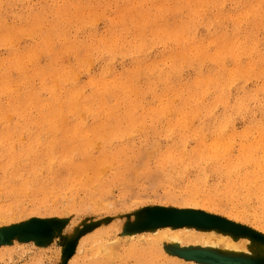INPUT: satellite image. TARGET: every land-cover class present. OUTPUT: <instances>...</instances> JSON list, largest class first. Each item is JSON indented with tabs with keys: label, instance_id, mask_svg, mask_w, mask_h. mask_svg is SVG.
Instances as JSON below:
<instances>
[{
	"label": "rangeland",
	"instance_id": "1",
	"mask_svg": "<svg viewBox=\"0 0 264 264\" xmlns=\"http://www.w3.org/2000/svg\"><path fill=\"white\" fill-rule=\"evenodd\" d=\"M71 1L65 0L64 2V0H52L53 3H51V0H0V20L2 22H0V42L3 41L1 42L2 44L0 43V60L3 59L2 62L0 61V69L3 71L0 70V72H4V70H6L8 66L7 70L10 72V76L12 78H17L20 76L19 74H22V70L25 69V72H27V76L32 77V82L30 81V83L33 87L35 86L34 88L38 89L37 95L39 93L38 97L41 101V104L39 103L37 105V109H35L34 107L31 108L30 106L27 107L28 105L25 103L22 105V103L20 102L18 103H20L21 106L17 107V102L11 101L9 92H0V104H3L4 102L6 103L3 104V107H1L2 104L0 105V128L4 125H8V127L10 125L11 127H18L20 123H22L23 120H27V117L29 116L30 120H32V122H34L37 126L39 113L42 112L41 109L43 108V106H45V104L47 105L49 103L46 101H52L50 100L52 98V92L54 93L56 91V95H60V93L61 95H63V93H65L60 92L58 90V87H56L57 85L55 86V84L51 86V89H46V87H43V80H41L40 75L41 72H43V70L47 68H66L65 70H68L67 68L69 67L70 69L71 67L73 71H76H74L76 73L75 78L77 82L75 84L79 86L85 85L83 86V91L86 90V92H88L87 90H91L89 82L93 79H100V76L104 71L106 72L104 74L107 75V78H109L111 83H114V78H119L122 75L124 76L122 79H125L127 83L115 89L119 90H117L116 95H110L108 97V104L106 103V106L110 107L111 102V104L116 103V108L119 109L118 111L121 113L126 112L130 100L137 101V103L141 101L144 103H142V105L146 106L147 102L145 103V101L149 102L151 100V92L149 93V91H147L146 89V82L149 80L145 77L143 78L142 76L141 78H139V74H135L138 77V80L135 78L133 82H129L128 79H131L130 77L127 78V73H129L128 69L132 66L133 58L136 56L139 60L141 59L145 62H150L153 61L154 58H157L159 62L158 64H160L159 69L161 70V72H164V70L166 71L168 69L167 66H169L172 61L176 59L174 55H176V53H178L180 49L185 50L186 47H188L187 53L184 51V53H181L183 55L186 53V57H184L185 59L188 58L190 53L192 56L196 54L195 47L188 43L187 37L189 36L188 34H185L187 31L183 28L185 25L189 24V22L191 23L192 21L202 19L203 15L200 12L203 9L207 10V14L210 17H216V19L214 18L215 21L221 19L220 15H218L217 17V14H219V9L217 6H214L212 4V0H201L203 1V4L202 2H200L198 8L197 5H195V8H193L194 10H189L188 5L190 3H185L186 1L188 2V0H136V2L135 0H107L108 2L106 0H90L91 3L89 0H73V4H71ZM228 1L226 2V11L227 13H232L234 11V4H232L231 0L229 2ZM244 1L249 6L257 4L256 0ZM150 2L152 3L150 4ZM177 2L179 3L177 4ZM207 2L209 3L207 4ZM70 4L74 7H72ZM56 5H59V7H57ZM105 5L108 6L106 7ZM159 5H161V7H158ZM24 6H26V8ZM92 6L95 8H93ZM119 6H122V9ZM176 7L178 9L177 11ZM64 8L66 10H64ZM98 8H101V11ZM118 8L119 10H121L119 11V13ZM166 9H169L170 11H167ZM200 9L201 11H199ZM75 10L77 11L75 12ZM104 10L106 12H104ZM122 10L123 13H121ZM135 10L139 11L136 12ZM195 10L199 11L198 14L197 11L195 12ZM12 11L15 13L12 14ZM160 11L161 13H159ZM45 12L47 13L44 14ZM126 12L127 16L125 15ZM132 12L136 13L134 14ZM190 12L192 13L190 14ZM187 14L193 18H190ZM19 15L21 17H19ZM38 15L40 18L38 17ZM59 15L61 16L60 19ZM80 15L83 16L81 17ZM71 16L72 20L70 19ZM166 16L168 19L166 18ZM110 18L113 19L111 20ZM131 18H133L134 20ZM108 19H110L111 21ZM142 19L144 20V22H142ZM179 19L183 22H181ZM40 20L41 22L37 23V21L39 22ZM163 20H166V22ZM50 21H54V23H56L53 24V22ZM162 22L163 24H161ZM28 23L30 24L28 25ZM110 23L113 25H110ZM197 23L198 22H196L195 24ZM227 23L229 27L230 22L227 21ZM137 24H139L138 28L140 29L136 28L138 26ZM23 26H26L27 28H24ZM122 26L124 28H122ZM140 26H142L143 28ZM245 26L246 23H242V27ZM47 27H51L50 30H47ZM205 27L206 26L203 23L198 24L197 30L194 35L195 38L198 37L196 38V40L198 39L199 41H197L198 43H200L198 48L203 44L202 46L207 53V58L205 59L203 64L198 66V68H200L199 71H202V74L206 75V72L209 73L210 70L211 72H214L215 70L214 73L216 74L219 71V66H217V64L216 66H214V62L211 60L212 54L218 50V47L212 40L215 34L207 33L208 29L207 27ZM216 27H218V23ZM92 28L94 29V31ZM158 28L160 32H158ZM160 28L161 30H163L161 31ZM141 29L143 32L141 31ZM110 30L112 31L110 32ZM2 31L3 33L5 32L3 35ZM113 31L115 32L113 33ZM124 31L128 35L125 34ZM52 32L55 36H53ZM74 32L76 33L73 34ZM254 32L255 34H253ZM135 33L136 35H134ZM253 33L244 32V34L241 33V35L235 34L236 36H234V34L226 35L228 38H230V40L233 41L230 42L231 44L229 43L227 45V49L225 50V53L227 55V60L224 61L226 68L231 67L236 69V67L242 66L247 62L257 60L259 55L264 56V29L258 28L253 31ZM44 34L47 35L44 36ZM249 34H251V36ZM132 35H134V37H132ZM177 35H179V37ZM253 35L257 37H252ZM40 36H44V38L41 39ZM56 36H58L59 39ZM84 36L87 38H84ZM153 36L155 38H153ZM168 36L169 38H167ZM162 37L164 39H162ZM54 38L57 39L54 40ZM146 39L149 40L146 41ZM157 39L158 41L160 40V43L157 41ZM140 40L142 41L140 42ZM163 40L166 43L165 45ZM253 40H255L256 44L253 42ZM37 41H39L38 44ZM43 41L45 43L48 42L49 44H44V46L42 45L44 43ZM68 42L69 44L71 43V45H69ZM250 42H252V44ZM108 43L112 44L110 45ZM176 43L179 44L176 45ZM98 44L100 45L98 46ZM254 44L255 46H253ZM63 45L65 46V48L62 49L61 47H64ZM67 45L69 46V48L67 47ZM93 46L95 47L93 48ZM222 46L224 48V45ZM243 46H250L249 50L251 52L244 53ZM140 47H142L144 51H140L138 49ZM177 47L180 48L178 49ZM12 48L14 51L12 50ZM43 48L46 49L44 50ZM69 49H71L72 52ZM97 49L100 52H98ZM123 49H129V52H131L135 56L132 57L127 53L125 55L119 52ZM37 50H40L39 53ZM62 50H64V52L66 53H64ZM126 50L125 52H127ZM229 50L231 51V54ZM77 51L80 52V55H83L84 57L86 55L88 56L85 57L84 61L82 60V63L86 62L85 65H82L83 67L79 65V62L77 60ZM208 53L210 54L208 55ZM3 54L6 55L4 56ZM22 54V57H26V59H23L21 57ZM63 54L65 55L64 57ZM89 54H92V56ZM15 55H18V58ZM50 55L52 58L50 57ZM106 55L107 57L105 58ZM119 55L121 56L119 57ZM159 57H161V59ZM169 57H171L172 59ZM121 58L123 61H121ZM15 59H17V61L19 60V62L16 63L17 61ZM61 59L62 61L65 60L66 63L68 62L67 65L65 61L62 63ZM196 59L197 56L195 57V60ZM209 59L211 62L209 61ZM21 60L23 61L21 62ZM56 60L58 63H56ZM67 60L71 62L69 63V61ZM46 61L49 65H45L47 64ZM87 61L90 64H88ZM184 61L185 60L182 59V73H180L181 77L179 75L178 79L186 82L190 78H195L196 69L194 68V64L190 65V67ZM162 62L163 64H161ZM32 63L34 65H32ZM55 63L57 64V67ZM18 64L19 66H21L18 67ZM31 66L33 69H31ZM87 66L90 68H86ZM17 67L19 70L17 69ZM34 68L39 70L37 71ZM115 73L118 74V76H114ZM193 73L195 74V76H193ZM145 74L146 71L144 70L142 75L145 76ZM76 75L78 77H76ZM241 75L243 74L239 73L235 75L236 77L233 82V87L230 91V94H228L226 98L225 105H223L224 103H220L217 107L218 112L220 110H227L229 112L234 109V112H232V114H234L232 123L238 133H241L242 130L244 131V129L247 128L246 126H248L254 119H256L257 121L260 120V123L262 124L264 123V112H260L259 108H257V105L255 104L257 102H260L263 98V93L258 90V86L264 79V66L261 68L258 75L250 76L248 77V79L240 78L239 76ZM85 76H88L87 81ZM38 77L40 78V80ZM48 80L50 81L51 79L48 78ZM135 82H137L139 86L138 90H128L129 87H127V84L131 85V88H134ZM80 83L82 85H80ZM241 84L243 85L241 86ZM155 85V91H157V93L162 96L161 98H159L160 101H163V97L165 98V96L161 89V84L158 85L156 83ZM159 86L160 89L158 88ZM54 88L55 90L52 91V89ZM19 89V92H24L23 87H19ZM123 89L124 91H122ZM45 91L48 93H46ZM237 95L238 97H236ZM169 96L171 97V94ZM3 97L4 99H2ZM239 97L240 99H238ZM173 98L174 97H171L172 100ZM237 99L239 101L242 100L247 104V106L249 107V111L247 108L248 112L246 111L245 113L241 114L239 111L235 110V102H239L237 101ZM10 103L12 105H10ZM173 103V108L176 112V110L178 109L177 104H179V100L177 97L175 98ZM25 106L27 107L26 109L24 108ZM50 107L53 108V106ZM52 108L50 110H52ZM29 109L31 113H29ZM217 111L215 112L217 113ZM12 112L15 115L11 114ZM25 112L27 113L26 115H24ZM8 113L11 115L10 117L8 116ZM6 116L10 118V120H8ZM171 117L173 116H166L162 114L160 116L161 122L155 127L162 128L164 124L168 125V121L171 120ZM93 121L94 120L92 118L89 119V123H93ZM151 122L152 121L150 120V118L146 119V123H144L143 126L144 128L142 127V129H139L140 131L138 130L131 137V139L133 140H131L130 143H82V145L81 143H79L80 146L78 145V143H70L69 145L67 143H27L28 134L26 131H23L19 136L16 134H10L9 137L11 136L13 138L8 137V139L2 142L1 139L2 136H4V133L0 131V264H169L176 259H183L187 264H220V260H222L223 262L228 258L242 260L243 262L241 264H264V229L260 227L262 226L261 223L264 224V143H193V140H191L189 143H168L167 139H165L163 136L161 137V135L159 136V134L152 133L153 128L151 127ZM41 128L44 129V127ZM148 129H150V131ZM46 134L47 132H45V135ZM142 135L144 136L142 137ZM209 135L210 133H208V135L206 134V137L208 138ZM155 137L158 138L159 143H143L145 142L144 139L147 138L152 140L156 139ZM48 144L50 145L49 149L52 150L48 149ZM55 144L56 147L53 146ZM51 145L53 147H51ZM57 147L59 148L57 149ZM25 151H27V153ZM95 160L96 162H94ZM48 161L50 166H48ZM77 164L78 166H76ZM83 164H85V166L89 164L87 165V167H91L89 169L86 167L85 169ZM80 170L82 171L79 172ZM194 189L196 190V192L201 194V197L196 195V200L194 199L191 204L187 205L185 203L184 195L190 193V191H195ZM206 194L209 195L211 199H205L206 201L202 200V202L201 199H204V197L202 196ZM156 208L178 211L192 210L217 217L223 220L224 223H227L224 224L227 228L217 225L207 226L213 227L214 229L223 232L227 231V233L230 235V239L227 238V240L231 243V247H233V244H235L237 248L233 250L225 249L224 252H220L217 251V248H210L206 246L202 247L196 244L191 245L189 243H186L185 241H183V243L181 244L173 245L166 240L161 248H157L155 251L151 250V253L148 244L145 245V242L137 241L139 237L149 235L148 233L151 232V230L154 228H163L166 226H187L171 224L145 225L147 212ZM228 223H230L234 228L227 226ZM102 243H104V246H100ZM99 246L100 249L98 248ZM218 258L219 262L217 261Z\"/></svg>",
	"mask_w": 264,
	"mask_h": 264
},
{
	"label": "bare ground",
	"instance_id": "2",
	"mask_svg": "<svg viewBox=\"0 0 264 264\" xmlns=\"http://www.w3.org/2000/svg\"><path fill=\"white\" fill-rule=\"evenodd\" d=\"M11 1V0H10ZM17 1V0H16ZM49 1V0H48ZM58 1V0H56ZM61 1V0H60ZM67 1V0H66ZM71 1V0H70ZM73 1V0H72ZM71 1V2H72ZM90 1V0H89ZM96 1V0H95ZM94 1V2H95ZM103 1V0H102ZM107 1V0H106ZM105 1V2H106ZM138 1V0H137ZM141 1V0H140ZM143 1V0H142ZM153 1V0H151ZM156 1V0H155ZM204 1V0H203ZM203 1L201 0H188V2L186 1L185 3H190L188 5L189 10L195 8V5H197V8L199 7V3ZM228 0H212V4L214 6H217L219 9V14L218 15L221 16V19H218V21H215L216 17H210L207 14V10L203 9L201 11V9L199 11H201L200 13L203 15L202 19H198L197 21H192L191 23L189 22V24L185 25L183 28L187 31L185 34L189 37H187L188 39V43L190 45H192L193 47H195L196 49V54H194V56L191 55V53L189 54L188 58L185 59L184 57H186V53H187V49L188 47H186V49L181 50L176 53V55H174V57H176L175 60L172 61V63L167 66L168 69L164 72H161V70L159 69V65L158 64V60L157 58H154L153 61L150 62H145L144 60H139L134 54H132L131 52H129L130 50H126L127 52H125V50H121L119 52L123 53L126 55V53L129 56L134 57L133 58V62H132V66L128 69L127 73V78L130 77L131 79H128L129 82H133L134 79L138 78L135 74H139L141 78V76L146 79H148L149 81L146 82V89L147 91H149V93L151 92V100L145 101L146 106H143L142 103L143 102H139L137 103V101H129V105L126 109L125 113H121L119 112L116 108V103L111 104L110 103V107L106 106L107 99L110 95H116L117 90H115L116 88L126 84V80L122 79L124 76L121 75V77L119 78H114V83H111V81L109 80V78H107V75H105L104 73H106L105 71L102 72L103 74L100 76V79H93L91 80L90 77V82H89V86L91 87V90H87L88 92H86V90L83 91V86H79L76 85V78H75V72L73 71V69L70 67L67 68L68 70L63 69H45L43 70V72H41V80H43V87H46V89H51V86H53L55 84L56 87H58V90L60 92H65L63 93V95H56V91L53 93L52 91L55 90L52 89V98L50 100L52 101H46L49 102L47 105L45 104V106H43V108H39L41 109V113H39V117L37 119V126L34 122H32V120H30V116L27 117V120H23L22 123L17 124L19 125L18 127H11V125L8 127L7 126H3L0 128V131H2L4 133V136H2L1 141L4 142L6 139H8L10 134H16V135H20L23 131L27 132L28 134V139H27V143H67L68 145L71 143H130L131 137L139 130L142 129V127L144 126V123H146V119L150 118L151 122V127L153 128V132L154 134H159V136L161 135V137L163 136L165 139H167L168 143H189L191 140H193V143H264V123H260L261 121H257L256 119H254L253 121L250 122V124L248 126H246L247 128L244 129V131L241 133H238L235 129V126L233 125L232 121H233V115L232 112H234V109L231 111H217L218 110V105L220 103H224L223 105H225L226 103V98L228 96V94H230V91L233 87V82L235 79V75L242 73L243 75L239 76L242 79H248V77L253 76V75H258L259 71L261 70V68L264 66V56H260L258 57L257 60H254L252 62H247L245 64H243L242 66L236 67V69L234 68H226L225 67V60H227V55L225 53V50L227 49V45L232 41L230 40V38H228L226 35L227 34H234V36H236L235 34H240L244 32H252L255 31L258 28H263L264 29V0H256L257 4L253 5V6H249L244 0H231L232 4H234V11L232 13H227L226 11V2ZM230 1V0H229ZM228 1V2H229ZM255 1V0H254ZM21 2V1H20ZM24 2V1H23ZM42 2V1H41ZM63 2V1H62ZM61 2V3H62ZM65 2V0H64ZM108 2V1H107ZM130 2V1H129ZM136 2V0H135ZM51 3L52 0H51ZM84 3V2H82ZM91 3V1H90ZM121 3V1H120ZM140 3V2H139ZM152 2H150L151 4ZM179 2H177L178 4ZM183 3V2H182ZM209 2H207L208 4ZM211 3V2H210ZM11 4V2H10ZM9 4V5H10ZM16 4V3H15ZM28 4V3H26ZM39 4V3H37ZM43 4V3H42ZM47 4V3H46ZM73 4V2L71 3ZM70 4V5H71ZM79 4V3H78ZM96 4V3H95ZM125 4V3H124ZM133 4V1H132ZM137 4V3H136ZM155 4V3H154ZM169 4V3H168ZM176 4V3H175ZM174 4V5H175ZM231 4V5H232ZM32 5V4H31ZM48 5V4H47ZM51 5V4H50ZM75 5V4H74ZM82 5V4H81ZM85 5V4H84ZM91 5V4H90ZM98 5V4H97ZM126 5V4H125ZM142 5V4H141ZM140 5V6H141ZM162 5V4H161ZM161 5H159L158 7H161ZM211 5V4H210ZM6 6V5H5ZM8 6V4H7ZM21 6V4H20ZM33 6V5H32ZM31 6V7H32ZM41 6V4H40ZM39 6V7H40ZM43 6V5H42ZM46 6V5H45ZM55 6V5H54ZM57 6V5H56ZM72 6V5H71ZM103 6V4H102ZM106 6V5H105ZM108 6V5H107ZM106 6V7H107ZM113 6V5H112ZM145 6V5H144ZM163 6V5H162ZM168 6V5H167ZM208 6V5H207ZM206 6V7H207ZM26 8V6H24ZM38 7V6H37ZM59 7V5L57 6ZM61 7V6H60ZM63 7V6H62ZM74 7V6H72ZM88 7V6H87ZM93 7V6H92ZM97 7V6H96ZM101 7V6H100ZM120 7V6H119ZM125 7V6H124ZM134 7V6H133ZM178 7V6H177ZM176 7V11L178 10ZM181 7V6H180ZM183 7V6H182ZM185 7V6H184ZM203 7V6H202ZM22 8V6H21ZM20 8V9H21ZM42 8V7H41ZM45 8V7H44ZM95 8V7H93ZM116 8V7H115ZM122 9V6L120 7ZM138 8V7H137ZM136 8V9H137ZM146 8V7H145ZM150 8V7H149ZM170 8V7H169ZM186 8V7H185ZM214 8V7H212ZM231 8V7H230ZM11 9V8H10ZM43 9V8H42ZM52 9V8H51ZM56 9V8H54ZM63 9V8H62ZM69 9V8H68ZM74 9V8H73ZM79 9V8H78ZM101 11V8H98ZM104 9V8H103ZM107 9V8H106ZM143 9V7H142ZM161 9V8H160ZM171 9V8H170ZM175 9V8H174ZM217 9V10H218ZM4 10V9H3ZM2 10V12H3ZM17 10V9H16ZM14 10V11H16ZM48 10V9H47ZM64 10H66L64 8ZM125 10V9H124ZM128 10V9H127ZM140 10V9H139ZM139 10H135L136 12H138ZM150 10V9H149ZM154 10V9H153ZM167 10V9H166ZM165 10V11H166ZM169 10V9H168ZM167 10V11H168ZM184 10V9H183ZM194 10V9H193ZM198 10V9H197ZM195 10V12L197 11ZM210 10V9H209ZM228 10V9H227ZM7 11V9H6ZM21 11V10H20ZM43 11V10H42ZM77 10H75L76 12ZM79 11V10H78ZM96 11V10H95ZM119 8H118V13H119ZM159 11V10H158ZM166 11V12H167ZM170 11V10H169ZM175 11V10H174ZM173 11V12H174ZM180 11V9H179ZM197 11V14L198 12ZM229 11V10H228ZM13 12V11H12ZM68 12V11H66ZM72 12V9H71ZM82 12V11H81ZM90 12V11H89ZM94 12V11H93ZM104 12H106L104 10ZM135 12V13H136ZM141 12V11H140ZM146 12V11H145ZM154 12V11H153ZM164 12V11H163ZM188 12V11H187ZM213 12V11H212ZM6 13V12H5ZM4 13V14H5ZM10 13V12H9ZM15 12H13L12 14H14ZM20 13V12H18ZM35 13V12H34ZM37 13V12H36ZM47 12H45L44 14H46ZM56 13V12H55ZM59 13V12H58ZM63 13V12H62ZM98 13V12H97ZM113 13V12H112ZM111 13V14H112ZM123 13V10L122 12ZM134 13V12H132ZM134 13V14H135ZM147 13V12H146ZM152 13V12H151ZM161 13V11L159 12ZM157 13V14H159ZM192 12H190L191 14ZM17 14V12H16ZM41 14V13H40ZM53 14V13H52ZM51 14V15H52ZM60 14H61V10H60ZM67 14V13H66ZM74 14V13H73ZM78 14V13H77ZM100 14V13H99ZM110 14V13H109ZM129 14V13H128ZM155 14V13H153ZM156 14V15H157ZM1 15V14H0ZM37 15V14H36ZM35 15V17H36ZM72 15V14H71ZM87 15V14H86ZM113 15V14H112ZM111 15V16H112ZM115 15V12H114ZM117 15V13H116ZM121 15V14H120ZM119 15V16H120ZM127 16V12L125 14ZM169 15V14H168ZM184 15V14H182ZM188 15V14H187ZM200 15V14H199ZM216 15V14H215ZM214 15V16H215ZM3 16V15H2ZM17 16V15H16ZM53 16V15H52ZM51 16V17H52ZM60 16V15H59ZM58 16V17H59ZM81 16V15H80ZM83 16V15H82ZM81 16V17H82ZM118 16V17H119ZM124 16V15H123ZM130 16V15H129ZM136 16V15H135ZM134 16V17H135ZM172 16V15H171ZM189 16V15H188ZM187 16V17H188ZM5 17V15H4ZM18 17V16H17ZM19 17H21L19 15ZM39 17V15H38ZM49 17V18H51ZM55 17V16H54ZM67 17V16H66ZM89 17V16H88ZM96 17V15H95ZM131 17V16H130ZM133 17V18H134ZM138 17V16H137ZM143 17V16H142ZM145 17V16H144ZM165 17V16H164ZM174 17V16H173ZM176 17V16H175ZM181 17V15H180ZM186 17V16H185ZM190 17V16H189ZM196 17V16H195ZM201 17V16H200ZM228 17V19H227ZM230 17V19H229ZM2 18V17H1ZM40 18V17H39ZM61 18V16L59 17V19ZM63 18V17H62ZM65 18V17H64ZM116 18V17H115ZM129 18V17H128ZM131 18V19H133ZM148 18V17H147ZM167 18V16H166ZM171 18V17H170ZM193 18V17H190ZM215 18V19H214ZM6 19V18H5ZM42 19V17H41ZM67 19V18H66ZM65 19V20H66ZM70 19L72 20V16L70 17ZM75 19V18H74ZM111 19V18H110ZM108 19V20H110ZM113 19V18H112ZM111 19V20H112ZM125 19V17H124ZM164 19V18H163ZM168 19V18H167ZM186 19V18H184ZM50 20V19H49ZM55 20V19H53ZM58 20V19H56ZM68 20V19H67ZM78 20V19H77ZM87 20V19H86ZM107 20V19H106ZM110 20V21H111ZM134 20V19H133ZM143 20V19H142ZM161 20V19H160ZM172 20V19H171ZM180 20V19H179ZM191 20V19H190ZM189 20V21H190ZM194 20V19H193ZM8 21V20H7ZM60 21V20H59ZM90 21V19H89ZM119 21V20H118ZM128 21V20H127ZM147 21V20H146ZM151 21V20H150ZM153 21V20H152ZM159 21V20H158ZM166 22V20H163ZM177 21V20H176ZM181 22H183L182 20H180ZM227 21L230 22V26L228 27V23ZM1 22V20H0ZM41 20L37 23H40ZM47 22V21H46ZM53 22L54 21H50ZM62 22V21H61ZM66 22V21H65ZM64 22V23H65ZM96 22V21H95ZM130 22V21H129ZM132 22V21H131ZM134 22V21H133ZM141 22V21H140ZM144 22V20L142 21ZM179 22V21H178ZM196 22H198L197 24H195ZM2 23V22H1ZM27 23V22H26ZM43 23V22H42ZM70 23V20H69ZM68 23V24H69ZM77 23V22H76ZM80 23V22H79ZM82 23V22H81ZM91 23V21H90ZM112 23H116V22H112ZM124 23V22H123ZM127 23V22H126ZM138 23V22H137ZM151 23V22H150ZM154 23V22H152ZM156 23V22H155ZM203 23L208 31L207 33H214L215 35L213 36V42L214 44H216V46L218 47V50L216 52H212V56H211V60L214 62V66H219V71L215 74V70L214 72H211V70L208 72H206L207 74H202V71L200 72L198 68V66H200L201 64L204 63L205 59L207 58V53L206 50L204 49V47L201 45L199 48L198 46L200 45V43H198V41L196 40V38L198 37H194L195 32L197 30V26L198 24ZM218 23V27H216ZM242 23H246L245 27H242ZM30 23H28L29 25ZM49 24V23H48ZM47 24V25H48ZM73 24V23H72ZM130 24V23H129ZM128 24V25H129ZM132 24V23H131ZM140 24V23H139ZM139 24H137L138 26L136 28L139 27ZM163 24V22L161 23ZM165 24V23H164ZM1 25V24H0ZM12 25V24H11ZM32 25V23H31ZM30 25V26H31ZM40 25V24H39ZM38 25V26H39ZM71 25V24H70ZM75 25V22H74ZM73 25V26H74ZM110 25H113L110 23ZM123 25V24H122ZM166 25V24H165ZM168 25V24H167ZM174 25V24H173ZM13 26V25H12ZM82 26V25H81ZM80 26V27H81ZM92 26V25H91ZM106 26V25H105ZM125 26V25H124ZM131 26V25H130ZM136 26V25H134ZM143 26V25H142ZM140 26V27H142ZM213 26V27H212ZM5 27V26H3ZM18 27V26H17ZM16 27V28H17ZM24 27V26H23ZM32 27V26H31ZM59 27V26H58ZM63 27V26H62ZM69 27V26H68ZM77 27V26H75ZM90 27V26H89ZM108 27V26H107ZM144 27V26H143ZM142 27V28H143ZM153 27V26H152ZM155 27V26H154ZM178 27V26H177ZM176 27V28H177ZM205 27V28H206ZM13 28V27H12ZM24 28H27L26 26ZM51 28V27H50ZM50 28L47 27V30ZM61 28V27H60ZM65 28V27H64ZM74 28V27H73ZM79 28V26H78ZM94 28V27H93ZM92 28V29H93ZM116 28V27H115ZM121 28V27H120ZM122 28H124L122 26ZM126 28V27H125ZM162 28V27H161ZM160 28V30H161ZM43 29V28H42ZM62 29V28H61ZM66 29V28H65ZM72 29V28H71ZM75 29V28H74ZM106 29V27H105ZM140 29V28H138ZM147 29V28H146ZM157 29V28H156ZM167 29V27H166ZM171 29V28H170ZM182 29V28H181ZM13 30V29H11ZM46 30V28H45ZM78 30V29H76ZM96 30V28H95ZM108 30V29H107ZM113 30V29H112ZM110 30V32L112 31ZM145 30V29H143ZM148 30V29H147ZM155 30V28H154ZM163 30V29H162ZM161 30V31H162ZM175 30V29H174ZM15 31V30H14ZM55 31V30H54ZM65 31V30H63ZM62 31V32H63ZM94 31V29H93ZM92 31V33H93ZM109 31V30H108ZM107 31V32H108ZM129 31V29H128ZM127 31V32H128ZM137 31V30H136ZM142 31V29H141ZM140 31V32H141ZM173 31V30H171ZM183 31V30H182ZM260 31V30H257ZM262 31V30H261ZM1 32V30H0ZM9 32V31H8ZM11 32V31H10ZM49 32V31H47ZM58 32V31H57ZM77 32V31H76ZM76 32H74L73 34H75ZM80 32V31H79ZM90 32V31H89ZM101 32V31H100ZM115 31H113L114 33ZM131 32V30H130ZM139 32V33H140ZM143 32V31H142ZM148 32V31H147ZM158 32L159 28H158ZM166 32V31H165ZM5 33V32H4ZM2 31V35L4 34ZM53 33V32H52ZM88 33V32H87ZM91 33V32H90ZM123 33V32H122ZM125 34H127L124 31ZM129 33V32H128ZM149 33V32H148ZM169 33V32H168ZM181 33V31H180ZM183 33V32H182ZM7 34V33H6ZM24 34V33H23ZM26 34V33H25ZM51 34V33H50ZM59 34V33H57ZM84 34V33H83ZM103 34V33H102ZM130 34V33H129ZM150 34V33H149ZM178 34V33H177ZM248 34V33H247ZM255 34V32L253 33ZM258 34V32H257ZM9 35V34H8ZM43 35V33H42ZM47 35V34H46ZM44 34V36H46ZM90 35V34H89ZM92 35V34H91ZM95 35V34H94ZM99 35V32H98ZM101 35V33H100ZM128 35V34H127ZM136 35V33L134 34ZM134 35H132V37H134ZM142 35V34H140ZM147 35V34H146ZM160 35V34H159ZM165 35V34H164ZM170 35V34H169ZM181 35V34H180ZM198 35V34H197ZM208 35V34H207ZM210 35V34H209ZM213 35V34H212ZM211 35V36H212ZM251 36V34H249ZM10 36V35H9ZM7 36V37H9ZM41 37L42 38H44ZM53 36L54 33H53ZM62 36V35H61ZM72 36V35H71ZM75 36V35H74ZM77 36V35H76ZM115 36V35H114ZM118 36V35H117ZM120 36V35H119ZM139 36V35H138ZM158 36V35H157ZM156 36V37H157ZM167 36V35H166ZM172 36V35H171ZM176 36V35H175ZM179 37V35H177ZM201 36V35H200ZM210 36V37H211ZM245 36V35H243ZM49 37V36H48ZM58 37V36H56ZM126 37V36H125ZM137 37V36H136ZM145 37V36H144ZM149 37V35H148ZM182 37V36H181ZM202 37V36H201ZM200 37V38H201ZM233 37V35H232ZM252 37H255V35H253ZM257 37V36H256ZM255 37V38H256ZM262 37V36H261ZM12 38V37H11ZM74 38V37H73ZM82 38V37H81ZM84 38H87L84 36ZM93 38V37H92ZM101 38V37H100ZM107 38V37H106ZM105 38V39H106ZM129 38V37H128ZM143 38V37H142ZM152 38V37H151ZM150 38V40H151ZM153 38H155L153 36ZM158 38V37H157ZM169 38V36L167 37ZM166 38V39H167ZM174 38V37H173ZM185 38V37H183ZM242 38V37H240ZM8 39V38H7ZM38 39V38H37ZM49 39V38H48ZM57 39V38H56ZM54 38V40H56ZM59 39V37H58ZM65 39V38H64ZM72 39V38H71ZM69 39V40H71ZM77 39V37H76ZM103 39V40H105ZM132 39V38H131ZM137 39V38H136ZM139 39V38H138ZM159 39V38H158ZM157 39V41H158ZM162 39H164L162 37ZM165 39V40H166ZM171 39V38H170ZM203 39V38H202ZM201 39V40H202ZM232 39V38H231ZM264 39V38H263ZM11 40V39H10ZM30 40V39H29ZM39 40V39H38ZM53 40V39H52ZM84 40V39H83ZM92 40V39H91ZM118 40V39H117ZM149 40V39H148ZM146 39V41H148ZM175 40V39H173ZM184 40V39H183ZM211 40V39H210ZM12 41V40H11ZM31 41V40H30ZM42 41V40H41ZM49 41V40H47ZM46 41V42H47ZM120 41V40H119ZM124 41V39H123ZM142 40H140L141 42ZM155 41V39H154ZM160 41V40H159ZM158 41V42H159ZM177 41V39H176ZM179 41V40H178ZM182 41V40H181ZM251 41V40H250ZM262 41V40H261ZM3 42V41H1ZM0 42V43H1ZM39 41H37L38 44ZM44 42V41H43ZM61 42V41H60ZM67 42V41H66ZM78 42V41H77ZM105 42V41H104ZM107 42V41H106ZM112 42V41H111ZM116 42V41H115ZM164 42V40H163ZM183 42V41H182ZM203 42V41H202ZM211 42V41H210ZM233 42V41H232ZM240 42V41H239ZM253 42L256 44L255 40H253ZM48 43V42H47ZM47 43H43L47 44ZM52 43V42H51ZM63 43V42H62ZM95 43V42H93ZM102 43V42H101ZM118 43V42H117ZM129 43V42H128ZM138 43V42H137ZM135 43V44H137ZM146 43V42H145ZM144 43V44H145ZM157 43V42H156ZM160 43V42H159ZM174 43V41H173ZM186 43V42H185ZM187 43V44H188ZM207 43V41H206ZM252 44V42H250ZM264 43V42H263ZM2 44V43H1ZM34 44V43H33ZM40 44V43H39ZM49 44V43H48ZM47 44V45H48ZM69 44V42H68ZM76 44V42H75ZM108 44H112V43H108ZM139 44V43H138ZM142 44V43H141ZM155 44V43H152ZM158 44V43H157ZM166 43L164 42V45ZM179 43H176V45ZM231 44V43H230ZM255 44L253 46H255ZM41 45V46H42ZM60 45V44H59ZM65 45V44H64ZM63 45V46H64ZM71 45V43L69 44ZM83 45V43H82ZM94 45V44H93ZM100 44H98L99 46ZM132 45V43H131ZM168 45V44H167ZM171 45V44H170ZM181 45V44H180ZM183 45V44H182ZM224 45V48L223 46ZM242 45V44H241ZM240 45V47H241ZM14 46V45H13ZM36 46V45H35ZM40 46V47H41ZM45 46V45H44ZM62 46V45H61ZM104 46V45H103ZM117 46V45H116ZM119 46V45H118ZM129 46V45H128ZM139 46V45H137ZM143 46V45H140ZM152 46V45H151ZM154 46V45H153ZM174 46V45H173ZM212 46V45H211ZM245 46V45H244ZM243 46V47H244ZM251 46V45H250ZM250 46H246L243 48V52L247 53V52H251L249 50ZM47 47V46H46ZM59 47V46H58ZM67 47L69 48V46L67 45ZM87 47V46H86ZM90 47V46H89ZM88 47V49H89ZM92 47V46H91ZM95 46H93L94 48ZM122 47V46H120ZM126 47V45H125ZM132 47V46H131ZM214 47V46H213ZM229 47V46H228ZM232 47V45H231ZM32 48V47H31ZM38 48V47H37ZM49 48V47H47ZM56 48V47H55ZM62 49L65 48L61 47ZM73 48V47H72ZM105 48V47H104ZM111 48V47H110ZM147 48V47H146ZM166 48V47H165ZM164 48V49H165ZM178 48V47H177ZM180 48V47H179ZM178 48V49H179ZM185 48V47H184ZM211 48V47H210ZM264 48V46H263ZM33 49V48H32ZM44 50L46 48H43ZM42 49V50H43ZM50 49V48H49ZM48 49V50H49ZM53 49V48H52ZM91 49V48H90ZM107 49V48H106ZM118 49V48H117ZM136 49V48H135ZM140 51H144L142 47L138 48ZM148 49V48H147ZM150 49V48H149ZM159 49V48H158ZM163 49V47H162ZM212 49V48H211ZM214 49V48H213ZM229 49V48H228ZM13 50V48H12ZM31 50V49H30ZM71 52L72 50L69 49ZM108 50V49H107ZM113 50V49H112ZM232 50V48H231ZM14 51V50H13ZM23 51V50H21ZM28 51V50H27ZM36 51V50H35ZM38 51V50H37ZM40 51V50H39ZM38 51V53H39ZM47 51V50H46ZM45 51V52H46ZM52 51V50H51ZM56 51V50H54ZM53 51V53H54ZM64 52V50H62ZM67 51V49H66ZM88 51V50H87ZM94 51V50H93ZM98 51V49H97ZM137 51V50H136ZM155 51V50H154ZM186 52L184 55L181 54L182 52ZM193 51V50H192ZM210 51V49H209ZM208 51V52H209ZM230 51V50H229ZM235 51V50H234ZM240 51V50H239ZM262 51V50H261ZM34 52V51H33ZM90 52V51H89ZM88 52V53H89ZM96 52V50H95ZM100 52V51H98ZM114 52V51H113ZM118 52V50H117ZM150 52V51H149ZM158 52V51H157ZM156 52V54H157ZM169 52V51H168ZM167 52V53H168ZM177 52V51H176ZM183 52V53H184ZM12 53V52H11ZM48 53V52H47ZM66 53V52H64ZM108 53V52H107ZM154 53V52H153ZM172 53V52H171ZM14 54V52H13ZM12 54V55H13ZM17 54V53H16ZM20 54V53H19ZM28 54V53H26ZM58 54V52H57ZM109 54V53H108ZM115 54V53H114ZM122 54V55H123ZM149 54V53H148ZM210 53H208L209 55ZM231 54V51H230ZM4 55V54H3ZM2 55V56H3ZM6 55V54H5ZM4 55V56H5ZM55 55V54H52ZM92 56V54H89ZM94 55V54H93ZM102 55V54H101ZM100 55V56H101ZM116 55V54H115ZM124 55V56H125ZM127 55V56H128ZM138 55V54H137ZM144 55V54H143ZM167 55V54H166ZM257 55V54H256ZM18 58V55H15ZM23 56V54L21 55V57ZM48 56V55H47ZM59 56V55H57ZM61 56V54H60ZM65 55L63 54V57ZM68 56V55H67ZM77 60L79 62V65H85L86 62L82 63V60H85V57L87 56H83L80 55V52L77 51ZM121 55H119L120 57ZM126 56V58H127ZM154 56V55H153ZM170 56V53H169ZM197 56V59L195 60V57ZM233 56V54H232ZM258 56V55H257ZM9 57V56H8ZM51 57V55H50ZM56 57V56H55ZM88 57V56H87ZM102 57V56H101ZM99 57V58H101ZM107 57V55L105 56V58ZM155 57V56H154ZM166 57V56H165ZM164 57V58H165ZM173 57V56H172ZM190 57V58H189ZM247 57V56H246ZM20 58V57H19ZM23 58V57H22ZM21 58V59H22ZM26 59V57H24ZM23 58V59H24ZM52 58V57H51ZM58 58V57H57ZM66 58V57H65ZM63 58V59H65ZM91 58V57H90ZM150 58V57H149ZM148 58V59H149ZM161 59V57H159ZM163 58V59H164ZM171 58V57H169ZM168 58V59H169ZM250 58V56H249ZM29 59V58H28ZM31 59V58H30ZM54 59V58H53ZM67 59V58H66ZM88 59V58H87ZM114 59V58H113ZM112 59V60H113ZM172 59V58H171ZM174 59V58H173ZM182 59H184L185 63L188 64L189 66L194 64L195 65V69H196V76L195 74L193 76H195V78H190L188 79V81L183 82L182 80L178 79V76L180 75V73H182ZM234 59V58H233ZM232 59V60H233ZM3 60V59H2ZM2 60H0L2 62ZM17 61V59H15ZM32 60V59H31ZM95 60V59H94ZM129 60V59H128ZM150 60V59H149ZM14 61V62H16ZM23 60H21L22 62ZM45 61V60H43ZM62 61V59H61ZM65 61V60H64ZM62 61V63L64 62ZM69 61V60H67ZM90 61V60H88ZM87 61V62H88ZM103 61V60H102ZM105 61V59H104ZM108 61V60H107ZM121 61L122 58H121ZM132 61V60H131ZM140 61V62H139ZM163 61V60H161ZM165 61V60H164ZM210 61V59H209ZM234 61V60H233ZM238 61V60H237ZM236 61V62H237ZM11 62V61H9ZM13 62V61H12ZM19 60L16 62L18 63ZM28 62V61H27ZM42 62V61H41ZM71 61H69L70 63ZM109 62V61H108ZM111 62V61H110ZM142 62V63H141ZM171 62V60H170ZM168 62V63H170ZM211 62V61H210ZM35 63V62H34ZM45 63V62H44ZM47 64L45 65H49L48 62L46 61ZM56 63L57 60H56ZM55 63V64H56ZM60 63V61H59ZM66 63V61H65ZM68 63V62H67ZM66 63V65H67ZM75 63V62H74ZM102 63V62H101ZM13 64V63H12ZM36 64V63H35ZM40 64V62H39ZM53 64V65H55ZM88 64H90L88 62ZM98 64V63H97ZM104 64V63H103ZM121 64V63H120ZM123 64V63H122ZM143 64V65H142ZM163 64V62L161 63ZM185 64V65H186ZM1 65V64H0ZM15 65V64H14ZM32 65H34L32 63ZM72 65V64H71ZM70 65V66H71ZM75 65V64H74ZM92 65V64H91ZM99 65V64H98ZM113 65V63H112ZM119 65V64H118ZM117 65V66H118ZM125 65V64H124ZM166 65V62H165ZM213 65V64H212ZM227 65V64H226ZM232 65V64H230ZM21 66V65H20ZM18 64V67H20ZM37 66V65H36ZM42 66V65H41ZM40 66V67H41ZM60 66V64H59ZM101 66V65H100ZM122 66V65H121ZM211 66V65H210ZM237 66V65H236ZM10 67V66H9ZM17 67V69H18ZM50 67V66H49ZM57 67V64H56ZM55 67V68H56ZM75 67V66H74ZM78 67V66H77ZM83 67V66H82ZM112 67V66H111ZM115 67V65H114ZM191 67V66H190ZM202 67V66H201ZM3 68V67H2ZM13 68V67H12ZM29 68V67H28ZM86 68H90V67H86ZM121 68V67H120ZM124 68V67H123ZM184 68V67H183ZM186 68V67H185ZM212 68V67H211ZM8 69V66H7ZM4 70V72H0V88L4 89H0L1 93H6L9 92V96L11 97V101L13 102H17V107L21 106L20 103H22V105L25 103L28 106L27 107H34L35 109H37V105L41 102L38 95H37V88H34L30 81L32 79L31 76H27V72H25V69L22 70V74H19L20 76L17 78H12L10 76V72L8 70ZM10 69V68H9ZM31 69L32 66H31ZM36 69V68H34ZM84 69V68H83ZM104 69V68H102ZM101 69V70H102ZM116 69V68H115ZM166 69V68H165ZM1 70V69H0ZM13 70V69H12ZM16 70V69H15ZM19 70V69H18ZM27 70V69H26ZM37 71L39 69H36ZM77 70V69H76ZM79 70V69H78ZM89 70V69H87ZM97 70V69H96ZM95 70V71H96ZM107 70V69H105ZM144 70L146 71L145 76L142 75V73L144 72ZM3 71V70H1ZM32 71V70H31ZM34 71V70H33ZM84 71V70H83ZM91 71V70H90ZM98 71V70H97ZM121 71V70H120ZM21 72V70H20ZM92 72V71H91ZM31 73V72H29ZM28 73V74H29ZM34 73V72H33ZM111 73V72H110ZM109 73V74H110ZM123 73V72H122ZM17 74V73H16ZM88 74V73H87ZM108 74V73H107ZM12 75V74H11ZM15 75V74H14ZM37 75V74H36ZM112 76V75H111ZM110 76V77H111ZM114 76H118V74L115 73ZM135 76V77H134ZM192 76V75H191ZM76 77H78L76 75ZM86 77V76H85ZM98 77V76H97ZM134 77V78H133ZM181 77V75H180ZM179 77V78H180ZM184 77V76H183ZM182 77V78H183ZM190 77V76H189ZM39 78V77H38ZM48 78H50L51 82L48 80ZM88 76L86 77V81H87ZM34 79V78H33ZM84 79V78H83ZM36 80V79H35ZM40 80V78H39ZM78 80V79H77ZM89 80V79H88ZM109 80V81H108ZM112 80V79H111ZM138 80V79H137ZM261 80V79H260ZM136 81V80H135ZM32 82V81H31ZM36 82V81H35ZM39 82V81H38ZM37 82V83H38ZM56 82V83H55ZM84 82V81H83ZM178 82V83H177ZM242 82V81H241ZM41 83V84H42ZM53 83V84H52ZM154 83V84H153ZM160 85L161 84V89L164 93L165 98L163 97V101H160V98L162 96H160L159 93H157V91H155V84ZM35 84V83H34ZM33 84V85H34ZM40 84V85H41ZM88 84V82H87ZM185 87H184V85ZM244 84V83H243ZM241 84V86L243 85ZM39 85V84H38ZM80 85H82L80 83ZM155 85V86H154ZM54 86V87H55ZM87 86V85H86ZM19 87H23L24 92H19ZM128 90L134 89V90H138L139 86L137 84V82L134 83V88H131V85L127 84ZM124 88V87H123ZM144 88V86H143ZM160 89V86L158 87ZM237 88V87H236ZM242 88V87H241ZM40 89V88H39ZM244 89V88H243ZM242 89V90H243ZM8 90V91H7ZM57 90V89H56ZM258 90H260L263 93V98L260 102L255 103L257 105V108H259L260 112H264V79L262 80V82L259 84L258 86ZM124 91V89L122 90ZM234 91V89H233ZM241 91V90H240ZM244 91V90H243ZM46 92V91H45ZM119 92V91H118ZM135 92V91H134ZM145 92V91H144ZM41 93V91H40ZM48 93V92H46ZM138 93V92H137ZM242 93V92H241ZM248 93V91H247ZM50 94V93H49ZM120 94V93H119ZM136 94V93H135ZM171 94V97H174L173 100L171 99V97L169 96ZM25 95V96H24ZM48 95V94H47ZM147 95V94H145ZM144 95V96H145ZM239 95V94H238ZM238 95L236 97H238ZM250 95V94H249ZM42 96V95H41ZM119 96V95H118ZM141 96V95H140ZM234 96V95H233ZM260 96V94H259ZM2 97V96H1ZM45 97V96H44ZM48 97V96H47ZM125 97V94H124ZM143 97V96H142ZM160 97V98H159ZM178 98L179 100V104L178 105V109L175 112V109L173 108V101L175 100V98ZM41 98V97H40ZM46 98V97H45ZM4 99V97L2 98ZM6 99V98H5ZM139 99V98H138ZM148 99V98H147ZM240 99V97L238 98ZM237 99V101H239ZM7 100V99H6ZM5 100V101H6ZM47 100V99H46ZM110 100V98H109ZM112 100V99H111ZM117 100V99H116ZM149 100V99H148ZM10 101V102H11ZM115 101V100H114ZM113 101V102H114ZM143 101V100H142ZM233 101V100H232ZM7 102V101H6ZM20 102V103H18ZM45 102V103H46ZM125 102V101H124ZM250 102V101H249ZM5 103V102H4ZM3 103V104H4ZM177 103V102H176ZM231 103V102H230ZM235 110L239 111L241 114L245 113L247 111H249V107L247 106V104L240 100L239 102H235ZM2 104V103H1ZM0 104V105H1ZM3 104L1 107H3ZM6 104V103H5ZM8 104V103H7ZM41 104V103H40ZM121 104V103H120ZM144 104V103H143ZM10 105H12L10 103ZM9 105V106H10ZM123 105V104H122ZM16 106V105H14ZM50 106H53L50 107ZM228 106V105H226ZM8 107V106H6ZM16 107V108H17ZM26 106L24 107L25 109L27 108ZM225 107V106H224ZM5 108V107H4ZM3 108V109H4ZM52 108V110H50ZM124 108V107H123ZM231 108V106H230ZM1 109V108H0ZM24 109V110H25ZM121 109V108H120ZM227 109V108H226ZM10 110V109H9ZM13 110V109H11ZM22 110V111H24ZM50 110V111H49ZM224 110V109H223ZM230 110V109H229ZM8 111V110H7ZM21 111V112H22ZM217 111V113L215 112ZM247 111V112H248ZM15 112V110H14ZM19 112V111H18ZM34 112V111H33ZM175 112V113H173ZM6 113V110H5ZM23 113V112H22ZM29 113L30 109H29ZM36 113V112H35ZM11 114H14L13 112ZM27 113L25 112L24 115H26ZM172 115L173 117H171V120L168 121V125L164 124V126L162 128H157L155 127L157 124H159L161 122L160 116L161 115ZM175 114V115H174ZM15 115V114H14ZM17 115V114H16ZM22 115V114H21ZM263 115V114H262ZM3 116V114H2ZM8 116L10 117L11 115L8 113ZM18 117V116H17ZM16 117V119H17ZM26 117V116H25ZM148 117V118H147ZM6 118L8 120H10V118H8L6 116ZM33 118V117H32ZM93 119V123H89V119ZM20 119V118H19ZM26 119V118H25ZM1 121V120H0ZM4 121V120H3ZM19 121V120H18ZM91 121V120H90ZM16 122V121H15ZM36 122V121H35ZM4 124V123H3ZM9 124V123H8ZM41 124V125H39ZM47 124V125H46ZM16 125V126H17ZM41 127H44V129H40ZM160 127V126H159ZM144 128V127H143ZM148 128V127H147ZM150 131V129H148ZM238 130V129H237ZM140 131V130H139ZM147 131V130H146ZM45 132H47V134L45 135ZM143 132V131H142ZM240 132V130H239ZM208 133H210V135L208 136V138L206 137V134L208 135ZM12 135V136H13ZM45 135V137H44ZM153 135V134H152ZM141 136V135H140ZM144 135H142L143 137ZM11 137V136H10ZM9 137V138H10ZM1 138V137H0ZM13 138V137H11ZM135 138V137H133ZM154 138V137H153ZM156 138V137H155ZM23 139V136H22ZM18 140V139H17ZM145 142L143 143H159L158 138L156 139H144ZM0 141V143H1ZM13 141V140H12ZM21 141V138H20ZM8 142V141H7ZM11 142V141H9ZM15 142V141H14ZM18 142V141H17ZM24 142V141H23ZM141 142V141H140ZM6 143V142H5ZM19 143V142H18ZM26 143V142H25ZM139 143V141H138ZM142 143V142H141ZM162 143V142H161ZM43 145V144H40ZM49 145V144H48ZM59 145V144H58ZM64 145V144H63ZM87 145V144H86ZM91 145V144H89ZM152 145V144H151ZM45 146V145H44ZM43 146V147H44ZM56 147V144L53 145ZM51 145V147H53ZM65 146V145H64ZM80 146V145H79ZM88 146V145H87ZM154 146V145H153ZM33 147V146H32ZM77 147V146H76ZM96 147V145H95ZM98 147V146H97ZM39 148V147H38ZM37 148V149H38ZM50 148V145L48 146V149ZM59 147H57L58 149ZM32 149V148H31ZM44 149V148H43ZM47 149V150H48ZM66 149V148H65ZM80 149V148H79ZM40 150V149H39ZM52 150V149H49ZM68 150V149H67ZM145 150V149H144ZM30 151V150H29ZM34 151V150H33ZM59 151V150H58ZM27 153V151H25ZM36 152V151H35ZM52 152V151H51ZM55 152V151H54ZM81 152V151H80ZM123 152V151H122ZM141 152V151H140ZM40 153V151H39ZM38 153V154H39ZM53 153V152H52ZM68 153V152H67ZM119 153V151H118ZM124 153V152H123ZM140 154V153H139ZM138 154V155H139ZM45 155V154H44ZM84 155V154H83ZM86 155V154H85ZM102 155V154H101ZM107 155V154H106ZM117 155V154H116ZM142 155V154H141ZM52 156V155H50ZM90 156V155H89ZM88 156V157H89ZM55 157V156H54ZM87 157V158H88ZM95 157V156H94ZM93 157V158H94ZM99 157V156H98ZM51 158V157H50ZM92 158V157H91ZM97 158V157H96ZM109 158V157H108ZM86 159V158H85ZM54 160V159H53ZM82 160V159H81ZM105 160V159H104ZM89 161V160H88ZM87 161V162H88ZM106 161V160H105ZM86 162V161H85ZM96 162V160L94 161ZM93 162V164H94ZM103 162V161H101ZM86 164V163H85ZM84 165L85 169L87 167ZM92 164V161H91ZM133 164V163H132ZM82 165V163H81ZM80 165V168H81ZM48 166L49 165V161H48ZM78 166V164L76 165ZM91 167V166H90ZM90 167H87L88 169ZM186 167V166H185ZM95 168V167H94ZM37 169V167H36ZM50 170V169H49ZM102 170V169H101ZM82 170H80L79 172H81ZM77 172V171H76ZM78 172V173H79ZM98 173V172H97ZM81 175V174H80ZM91 178V177H90ZM153 178V177H152ZM10 182V181H8ZM7 182V183H8ZM13 183V182H11ZM13 185V184H12ZM11 185V186H12ZM14 187V186H13ZM12 187V188H13ZM23 187V185H22ZM8 189V188H7ZM11 189V188H10ZM66 189V188H65ZM195 190V189H194ZM49 193V192H48ZM28 194V193H27ZM50 194V193H49ZM208 194V193H207ZM204 195L202 197H204V199H201L206 201L205 199H211V197L209 195ZM211 194V193H210ZM201 197V194H199L198 192L195 191H190V193H187L185 196V203L187 205L191 204V202H193V200L195 199V197L197 198V196ZM213 196V195H212ZM196 200V199H195ZM198 201V200H197ZM196 201V203H197ZM209 201V200H208ZM214 201V200H213ZM203 202V201H202ZM20 203V202H19ZM17 204V203H16ZM209 205V203H208ZM212 205V204H211ZM194 206V205H193ZM213 206V205H212ZM3 209V208H2ZM1 209V210H2ZM194 209V208H193ZM9 211V210H8ZM13 212V211H12ZM13 214V213H12ZM2 216V214H1ZM206 217H201L200 218V222L206 221ZM184 219H177V221H181ZM199 221V220H198ZM216 220H212L209 218V221L207 224H204L201 227L198 226H192L191 224H188L187 226H182V227H173V226H166L163 228H154L151 230V232H149L147 236H141L137 239V241H143L145 242V245L148 244V247L150 248V252L152 253V251L156 250L157 248H161L162 245H164V242L167 240L169 243L176 245V244H181L183 243V241H185L186 243H189L191 245L196 244L198 246H206V247H210V248H217V251L220 252H224L225 249L228 250H233L235 248H237V246L235 244H233V247H231V243L227 240L230 239V235L227 233V231L223 232L217 229H214L213 227L207 226V225H217V226H222L227 228L224 224L223 221H218L217 223ZM262 226H260L261 228L264 229V224L261 223ZM203 227V228H202ZM215 227V226H214ZM232 236V235H231ZM100 246H104V243H102ZM100 246L98 247L100 249ZM164 247V246H163ZM224 248V249H222ZM152 250V251H151ZM226 252V251H225ZM230 253V252H228ZM232 254V253H231ZM150 262V261H149ZM169 264H187L185 260L183 259H176L175 261H173L172 263Z\"/></svg>",
	"mask_w": 264,
	"mask_h": 264
},
{
	"label": "water",
	"instance_id": "3",
	"mask_svg": "<svg viewBox=\"0 0 264 264\" xmlns=\"http://www.w3.org/2000/svg\"><path fill=\"white\" fill-rule=\"evenodd\" d=\"M201 217H206V221L200 222ZM209 218L212 220L218 221H223L217 217L211 216L206 213L202 212H196L192 210H184V211H178V210H169V209H161V208H156L152 209L147 212L146 216V222L145 225H159V224H171V225H197V226H203L204 224H207L209 221ZM177 219H184L181 221H177ZM199 220V221H198ZM214 222V223H217ZM227 226L233 227L230 223H228ZM234 228V227H233ZM219 262V258L217 259ZM243 261L239 259H233V258H228L225 261L222 262L220 260V264H241Z\"/></svg>",
	"mask_w": 264,
	"mask_h": 264
}]
</instances>
